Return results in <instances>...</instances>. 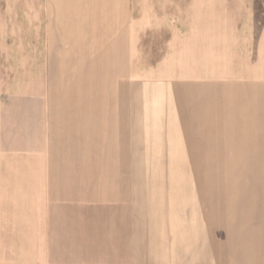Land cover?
Instances as JSON below:
<instances>
[{"label": "crops", "instance_id": "1", "mask_svg": "<svg viewBox=\"0 0 264 264\" xmlns=\"http://www.w3.org/2000/svg\"><path fill=\"white\" fill-rule=\"evenodd\" d=\"M202 1L200 23L215 27L214 65H206L199 36L194 53L182 56L181 84L162 99L181 101V118L158 121L172 123L170 138L181 137L182 161H142L140 149L128 150L143 136L127 133L135 125L110 113L105 96L58 101L62 113L53 101L41 160L0 162V264H264V183L219 185L198 219L189 210L179 228L168 225L153 191L138 188L134 179L142 177L128 172L264 171V26L256 40L253 0ZM208 120L215 124L209 143ZM129 228L127 244L119 234Z\"/></svg>", "mask_w": 264, "mask_h": 264}, {"label": "rangeland", "instance_id": "2", "mask_svg": "<svg viewBox=\"0 0 264 264\" xmlns=\"http://www.w3.org/2000/svg\"><path fill=\"white\" fill-rule=\"evenodd\" d=\"M253 1L257 40L264 26V0ZM199 3L204 2L0 0V162L41 160L38 153L48 137L53 101L91 99L97 103L104 96L109 101L106 107L110 113L122 114L121 117L130 121L127 122L130 127L135 125V130L127 133L143 136L138 138L140 148L133 144L128 150L140 149L142 161H182L181 137L169 136L172 133L169 122L172 117L181 118L182 104L162 99L175 83L181 84L182 56L194 53L200 44L199 36L206 38L202 46L206 65H214L215 27L200 23ZM85 7L92 15L89 20L86 16L81 18ZM185 7L184 11L176 9ZM253 45L257 49L253 41L250 49L254 50ZM160 93V101H155ZM60 107L58 102L55 113L63 112ZM99 108L95 107L96 113ZM207 111L214 112L209 107ZM140 118L142 121H134ZM164 119L169 122H158ZM140 125L142 130L137 131ZM214 130V122L208 120V143ZM167 136L171 146L167 144ZM173 150L175 153H171ZM214 158L215 155L210 160ZM128 172L142 177L140 181L134 179L138 188L153 191L157 209L167 215L168 225L179 228L189 210L191 220L198 219L197 211L205 200H213L219 185L236 190L246 179L264 183V171L144 169ZM129 223L132 225L131 220ZM197 226L196 223V229ZM119 237H126L130 244L131 228L122 235L120 231ZM192 244L197 247L196 243ZM197 256L198 251H192V259Z\"/></svg>", "mask_w": 264, "mask_h": 264}]
</instances>
